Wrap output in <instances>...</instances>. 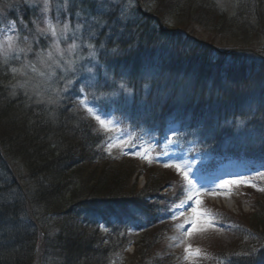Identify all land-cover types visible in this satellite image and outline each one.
<instances>
[{
    "label": "trees",
    "instance_id": "trees-1",
    "mask_svg": "<svg viewBox=\"0 0 264 264\" xmlns=\"http://www.w3.org/2000/svg\"><path fill=\"white\" fill-rule=\"evenodd\" d=\"M131 1L104 2L102 14L90 6L94 0L69 1L70 22L82 25L80 42L94 47L96 60L77 65L64 78L62 94L53 91L58 86L47 91L54 104L19 89L0 65V264H37L38 254L41 264H114L130 244L138 249L134 264H167L145 255L151 245L141 238L138 247L130 234L171 216L185 197L183 180L149 170L154 163L110 155L108 136L80 104L84 94L92 102L94 91L103 98L95 105L138 134L140 146L157 153L176 149L164 143L176 125L185 133L184 149L192 147L186 141L197 149L185 152L187 159L245 157L255 163L256 176L239 190L264 189V58L239 53L254 61L233 63L235 53L215 52L170 26L173 20L185 28L214 18L207 32L252 38L264 30V0H226L229 10L216 0ZM185 56L229 69L214 70L206 62L201 68ZM120 85L132 91L131 98ZM138 176L145 182L136 190ZM243 230L251 242L240 255L222 259L205 252L207 264H264L263 205Z\"/></svg>",
    "mask_w": 264,
    "mask_h": 264
},
{
    "label": "rangeland",
    "instance_id": "rangeland-1",
    "mask_svg": "<svg viewBox=\"0 0 264 264\" xmlns=\"http://www.w3.org/2000/svg\"><path fill=\"white\" fill-rule=\"evenodd\" d=\"M69 1L70 0H48L49 9L45 14L41 11L44 5V0H0V30H5L3 34H0V40L6 39L7 36L15 37L18 34L20 40L22 41L23 38L27 36L29 40L32 41V51L27 53V61L30 63H37L36 53L41 51L47 52L53 39L50 35H37L35 33L36 23H40L45 15L54 24L59 23L60 27H63V24L67 23L72 29V31L68 32L65 38L60 42L61 49L65 50L63 59L57 57L56 63L49 65H40L37 63L38 71H43L45 73L44 76L29 72L28 76L30 78L21 76H17L15 78L17 82L24 85L23 87H18L19 89H28L29 93L33 94L38 100L44 101L48 104H54L53 99H50L51 95H45L48 90L56 89L58 86L57 91H53L58 95H60V93L62 94L64 92V88L68 87V85H63L65 81L64 78H66L72 70L75 72L77 65H81L83 62L85 65H88L91 59L96 60L95 53L94 55H90V49L87 47L89 44L82 45L80 42L84 34L83 28H80V31L76 32L75 30L78 23L70 22V18L68 17V11L70 9ZM75 1L81 2L82 0ZM118 1L119 0H94L93 4L90 6L95 9L94 13L102 14V5L104 2L111 6L110 3L117 4ZM216 1L221 9L229 10L226 0ZM132 3L133 2L131 1V4ZM128 5H130L129 0H127L126 6ZM73 7H75V5ZM76 17L80 22L78 15H76ZM213 20L214 18L211 20L208 19L206 22L199 21L192 25L189 23L185 28H183L182 25H179L180 27H178V21L173 20L174 22L172 25L170 24V26L173 29H180L183 34L192 36L196 40L202 41V43L208 45L215 52L221 50V53L229 54L226 53L230 52L228 50H237L232 51V53H235L237 57V59H231V62L233 63L245 65L251 61H254L251 58H239L237 56L239 53H247L249 55L262 56L264 58V30H260L258 35L255 37L248 39H246L247 37H241L243 39H238L236 37L233 38V36L229 34H225L226 32L221 34L207 32L208 25L206 24L213 22ZM12 22L15 23V31L9 30L10 24ZM169 22L171 23V20H169ZM40 26L43 27V23H40ZM261 33L263 34L260 35ZM73 43H76L78 47L74 51L69 52L68 49ZM93 49L94 47L92 46V51H94ZM11 55L15 56V53L13 52ZM24 59V54H21V60ZM184 59L186 63H195L194 65L201 68H207L206 66H210L214 70H221L227 67V65H221L223 68H220L216 66L215 63L201 61L198 59V57L192 60V58L189 59L187 56H185ZM0 61H2V57H0ZM205 62L207 64L206 66L198 65ZM10 64L11 66L19 67L20 61L12 59L10 60ZM0 65L6 66L2 62H0ZM175 66L178 67L177 64H175ZM236 72L238 73V71ZM243 74H246L247 76L246 71ZM58 75H61L59 80L57 77ZM118 89L125 96L130 98L132 97V91L127 87H122V85H120ZM91 98L92 102L88 100L87 95L84 94L80 99V104L82 109L86 110L92 118L98 115L100 119L110 124V127L113 129V131L106 132L100 127L98 121L93 118L97 123L96 127L98 131L108 136L109 141L107 146L109 143H115L121 137L127 140L130 133L126 132L127 130L121 127L113 113L107 112L105 109L101 111L95 105L100 99H103L101 94H99L98 91H94L91 93ZM88 108H91L92 110L88 111ZM130 135L135 138L134 143L139 145L138 134L133 133ZM107 146L106 150L114 157L120 159L134 158L138 160L140 165L149 163L148 160L141 159L139 156L134 154L141 150L139 147L130 148L127 144H125L121 147H113L111 151H109ZM143 148H147L149 150L148 154L153 158L151 163H154L155 165L154 168H149V170H153L157 174L166 176H174L175 174L179 178L183 179V176L177 172L176 168L164 166L165 163L179 164L181 165L182 170L188 171L189 178H191L193 183L197 185V188L200 189L201 194L209 189L215 188L222 189L225 196L214 197L212 198L211 202L202 200L199 208L195 206L194 201H188V203H190L192 206L183 211L182 215H178L176 219H171L169 217L165 219L162 218L160 221L158 219V221L155 222L154 226L151 228H142L137 230L133 229L130 234L132 241L139 242L138 247H140L141 238H144L147 242V247L149 244L151 245L148 250L149 252L147 251L145 255H149L150 257L155 258V260H165L167 264H207L208 257L205 255V252L218 254L222 257V259L223 257L228 258L230 255H240L237 253L238 250L242 251L243 247L248 246L251 240L248 237L249 233L247 231H243L245 233L240 232L239 227L244 229L248 216L255 211H259V208H261L262 205L264 206V196H262V192L260 190H255L256 192L247 194L248 189L240 191L239 187H236V184L229 183L224 188H220L219 185L223 184L225 180L237 181L236 178L232 179V177H237L238 175L242 174L243 170H252V167L256 166L255 163L245 161V157H241L243 159L235 161L226 156L206 162L194 160L191 161L187 158L169 159L167 156L157 153L158 151L151 150L148 147ZM165 150L169 149H162V151ZM124 161L127 160H123V162ZM189 164H191V167L187 168ZM237 165L239 166L236 167ZM233 166L235 167L234 169L232 168ZM223 168L232 170H229L230 172L228 171L225 174L220 173L217 175L218 177L215 176L216 174H209L212 170L216 172L221 171ZM203 176L205 177V181H202ZM135 182L136 183L134 184H136V190H139L142 188L145 178L138 176ZM252 182L253 181H251V183ZM182 183L185 187L186 183L183 181ZM162 194L167 195L169 193L166 190H162ZM231 195L232 197H230ZM227 204L230 207H228ZM192 208H197L198 212L204 215H201L200 217L199 228L201 230L192 232L191 235H188L187 232L191 231L192 224L186 222V219L193 217V212L190 216H186V213L192 211ZM218 209L221 211V213L227 215L228 217H232L231 219L235 222V224L225 223L220 218L210 219L208 217L210 213ZM216 217H219V215ZM255 239V243H259L258 237ZM187 248H191L192 253H195V250L199 249L200 254L198 256L188 254L185 252V249ZM137 250L138 249L136 245L127 246L123 251L122 258L119 261L114 262V264L136 263L135 254ZM38 256L37 264H41V262H38L40 254H38ZM218 257L219 256H217V258ZM222 259L220 260L221 264L224 263Z\"/></svg>",
    "mask_w": 264,
    "mask_h": 264
},
{
    "label": "snow or ice",
    "instance_id": "snow-or-ice-1",
    "mask_svg": "<svg viewBox=\"0 0 264 264\" xmlns=\"http://www.w3.org/2000/svg\"><path fill=\"white\" fill-rule=\"evenodd\" d=\"M129 4H131V0H129ZM49 9V3L48 0H44V5L42 8L43 13H47ZM122 15L127 12V8L122 9ZM40 23H43V27L40 26ZM40 23H36L35 26V33L37 35H50L53 39L50 44L49 50L47 52H37V63L40 65H49V64H55L56 58L59 57L61 59L64 58V51L60 47V42L63 40L66 36V34L72 29L69 27L67 23L63 24V27H60L59 23L54 24L50 19L47 18L45 15L43 19L40 21ZM11 31L16 30L15 23L12 22L10 24ZM5 30H0V34H3ZM76 32L80 31V26L77 25ZM32 41L29 40L27 36L23 38V40H20L19 35L17 34L15 37L13 36H7L6 39L0 40V57H2V62L4 65L8 66V70L11 72L13 79H15L17 76L30 78L28 76L29 72L32 74H39L41 76H44L45 73L43 71H38L37 63H30L27 61V53L32 51ZM78 45L76 43H73L68 51L72 52L74 51ZM87 47L90 49V55H94V51H92V45H87ZM15 53V56H12V53ZM21 54H24L25 59L21 60ZM15 59L17 61H20V66H11L10 60ZM17 87H23L24 85L17 82ZM85 87L92 88L94 87L93 84H86ZM124 87V85H122ZM83 91V88H82ZM91 108H88V111H91ZM94 119H96L102 129H104L106 132H111L113 129L110 127L109 123H106L104 120L100 119L99 116H94ZM240 125L244 124V121L239 122ZM169 131L172 133L171 136L165 137L164 143L166 145H176V149L173 150H165L161 152V155L167 156L169 159H183L186 158L185 152H192L196 151L194 142L193 141H186L185 143L192 145V147H189L187 149H184L183 144H181V141L183 140V137L185 135L184 132L181 131V129L176 125H170ZM134 137H132L129 134V138L125 140L123 137L119 138L115 143H109L107 148L109 151L113 147H121L125 144L128 145V147H139L141 150L134 153L135 155L139 156L141 159L148 160L149 163L152 162V156L148 154V149L143 148L142 146L136 145L134 143ZM165 167H174L176 168L177 172L180 173L183 176L184 181L186 182L185 186V194H186V200H182L179 205L176 206V210L173 212V219H176L178 215H182L183 211H185L187 208H190L192 205L188 203V201H194V203L199 206L202 201L199 199L200 189L197 188V185L193 183V181L189 178L188 171L182 170L181 165L179 164H169L165 163ZM191 164L187 166V168H190ZM229 183L231 184H239V183H247L246 181H227L225 180L223 184L219 185L220 188L226 187ZM254 186V185H253ZM261 191H264V189H258ZM193 217L187 218L186 222L192 224L191 231H188L187 234L191 235L192 232L201 230L199 228L200 223V217L201 214L198 212L197 208H193ZM103 230V229H102ZM185 252L192 255H199L200 250L196 249L195 253H192L191 248L185 249Z\"/></svg>",
    "mask_w": 264,
    "mask_h": 264
},
{
    "label": "bare ground",
    "instance_id": "bare-ground-1",
    "mask_svg": "<svg viewBox=\"0 0 264 264\" xmlns=\"http://www.w3.org/2000/svg\"><path fill=\"white\" fill-rule=\"evenodd\" d=\"M227 206H228V204H227ZM228 207H230V206H228Z\"/></svg>",
    "mask_w": 264,
    "mask_h": 264
}]
</instances>
